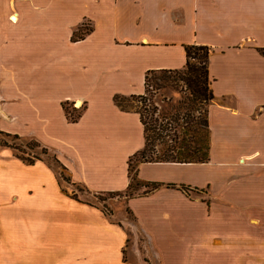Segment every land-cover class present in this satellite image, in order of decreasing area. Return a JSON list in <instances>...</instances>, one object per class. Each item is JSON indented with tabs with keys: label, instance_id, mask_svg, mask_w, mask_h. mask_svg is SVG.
<instances>
[{
	"label": "crops",
	"instance_id": "0c3cea01",
	"mask_svg": "<svg viewBox=\"0 0 264 264\" xmlns=\"http://www.w3.org/2000/svg\"><path fill=\"white\" fill-rule=\"evenodd\" d=\"M186 45L209 48L208 161L139 162L140 182L157 186L107 215L46 159L0 146V264H153L152 253L166 264L164 251L179 264H264V211L238 206L264 201V0H0V130L50 150L90 192L125 191L144 128L114 96L182 69ZM241 164L249 173L232 181Z\"/></svg>",
	"mask_w": 264,
	"mask_h": 264
},
{
	"label": "trees",
	"instance_id": "16d2710c",
	"mask_svg": "<svg viewBox=\"0 0 264 264\" xmlns=\"http://www.w3.org/2000/svg\"><path fill=\"white\" fill-rule=\"evenodd\" d=\"M90 28L76 29L72 34V39L82 38ZM186 62L182 69L179 70H150L145 74V93L148 92V75L153 72L175 73L178 80L182 82L181 91L186 94L179 101V105L175 107V114L168 117L162 116L161 120L152 118V124H148L140 114V119L144 128V146L135 153L132 157L140 155V159L136 161L135 166H131L128 161V175L130 182L129 189L132 185V180H138L137 165L139 162H205L209 159L210 148V133L208 127V105L213 99L212 90L210 88V77L208 73V56L209 48L205 45H186ZM135 95H131L133 97ZM142 96V95H138ZM124 96L115 95V103L121 107L120 99ZM168 103H171L168 101ZM72 105V104H71ZM204 114L198 111V115H194L193 111L202 106H206ZM183 108V112H177V109ZM158 110L156 105H152V112ZM64 111L68 120L74 122L81 115V111L72 107V111L68 110L67 105H64ZM75 112L76 114H74ZM179 132L181 130V133ZM152 131V134L150 133ZM170 131H173L172 133ZM14 137L18 138L17 135ZM167 137L168 140L165 139ZM157 144H162L164 147L155 150ZM152 187H156V183H151ZM145 192V191H144Z\"/></svg>",
	"mask_w": 264,
	"mask_h": 264
},
{
	"label": "rangeland",
	"instance_id": "374dc122",
	"mask_svg": "<svg viewBox=\"0 0 264 264\" xmlns=\"http://www.w3.org/2000/svg\"><path fill=\"white\" fill-rule=\"evenodd\" d=\"M89 28V27H87ZM177 74L171 72V73H163V72H153L148 75V92L142 94V96H133V97H123L120 99V104L125 109H135L139 112V114L142 115L143 119L150 125L152 124V118H158L161 120L162 116H172L175 114V107L179 105V101L185 97V92L182 90V82L178 80L176 77ZM170 101L171 103H168ZM157 102H160V107L156 105ZM152 105H156L158 107V110L153 113L152 112ZM68 110L72 111V105H68ZM206 106H202V108L195 109L193 111L194 115H198V111L201 112L202 116L204 114V109H206ZM78 111H81L80 109H77ZM184 109L180 108L177 109V112H183ZM76 114L75 112H73ZM171 133L173 131H170ZM178 133H181V130L179 132V129H177ZM152 134V131H150ZM166 140L167 137H165ZM157 144L158 142L155 141ZM0 146H8L11 149H13L14 153L18 154L19 156L24 157L25 153L31 154V156L44 158L46 159L50 164L54 166V168L57 170L58 174L60 175V178L63 183L69 184L71 191L73 194L81 196L83 198L88 199L92 203H94L96 206L100 207L104 213L107 215H112L116 212H123L125 216L128 215L127 211V205L126 200L129 196H132L134 194L140 193L142 191H147L150 189L151 185L146 184L143 185L142 182L138 180H132L131 187L129 189H126L125 191H119V192H90L88 191L84 186H82L80 183H72L70 181V177L68 172L66 171V168L63 164L57 160L55 154H53L50 150L47 148H44L40 146L34 139L29 138H21L18 136V138L14 137L12 134H8L5 132H2L0 130ZM164 145L157 144L155 146V150L162 149ZM216 155H219L218 153ZM140 159V155L134 156L130 160L131 166H135L136 161ZM251 167H247L244 164H241L240 166H236L231 168V171L228 178L232 179V181H235L241 177H243L245 174L249 173ZM264 180V168H262V171L260 172V175L258 177V182H261ZM238 206L244 207L245 209L253 212H260L264 211V201L263 200H255L254 202H247L244 201ZM130 219V218H129ZM131 220V219H130ZM131 226L133 228V231H135L136 227L133 223H131ZM258 224H260V221H258ZM192 226H194L192 223H190L189 230H193ZM128 229V228H127ZM165 230H168L167 227ZM133 241V234L128 229V239L126 243V248L124 253L127 255L128 252L131 250V245ZM143 242L144 237L142 234H138V243L140 249L143 248ZM132 254L135 257V254L132 252ZM142 257L148 253H146L144 250L142 251ZM164 262L166 264H179L180 260V252L179 251H164ZM147 259V258H146ZM152 263L153 264H161V261L159 262L158 257L152 253Z\"/></svg>",
	"mask_w": 264,
	"mask_h": 264
},
{
	"label": "built area",
	"instance_id": "2783aa9c",
	"mask_svg": "<svg viewBox=\"0 0 264 264\" xmlns=\"http://www.w3.org/2000/svg\"><path fill=\"white\" fill-rule=\"evenodd\" d=\"M11 19L13 20V18H11ZM72 106H73L74 108L80 109V108L83 107V104L80 103V105L77 106V104L74 102V103H72ZM24 158H26V159H30V160H34V159H36V157L31 156V154H29V153H25Z\"/></svg>",
	"mask_w": 264,
	"mask_h": 264
},
{
	"label": "bare ground",
	"instance_id": "6f19581e",
	"mask_svg": "<svg viewBox=\"0 0 264 264\" xmlns=\"http://www.w3.org/2000/svg\"><path fill=\"white\" fill-rule=\"evenodd\" d=\"M78 106V105H77Z\"/></svg>",
	"mask_w": 264,
	"mask_h": 264
}]
</instances>
